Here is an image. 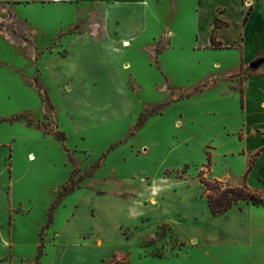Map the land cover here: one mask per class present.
<instances>
[{"label":"rangeland","instance_id":"1","mask_svg":"<svg viewBox=\"0 0 264 264\" xmlns=\"http://www.w3.org/2000/svg\"><path fill=\"white\" fill-rule=\"evenodd\" d=\"M227 1L119 0L103 20L88 13L95 12L88 0H0L7 10L0 21V140L10 142L16 160L9 173L12 247L5 254L0 246V264H264V207L207 214L197 180L211 163L212 177L229 172L241 182L247 163L227 154L239 148L231 133L241 101L232 87L255 69L240 70L241 37L238 45L224 43L242 23L215 28L216 19L225 21L218 5ZM214 30L224 48H213ZM116 32L129 44L102 48ZM94 165L85 182L93 179L110 196L98 207L117 210L125 237L100 243L86 234L79 246L70 238L73 225L65 231L76 204L83 207L76 227L84 229H105L109 212L83 203L84 188L54 205L72 170L79 177ZM160 175L174 180L158 187L153 204L138 181L160 185ZM109 178L117 180L108 185ZM165 218L177 219L178 228L157 222Z\"/></svg>","mask_w":264,"mask_h":264},{"label":"crops","instance_id":"2","mask_svg":"<svg viewBox=\"0 0 264 264\" xmlns=\"http://www.w3.org/2000/svg\"><path fill=\"white\" fill-rule=\"evenodd\" d=\"M88 1L90 2V5H94L92 6V8H94L95 10V12H92L93 10L88 9V13H91L92 15L95 13L94 17L100 15L103 20L109 19L108 16L112 12L111 10H114V6H116L119 2V0ZM133 1L136 2V0ZM251 5H253V10L249 15L247 22L243 24L245 16L244 11ZM217 9L220 10L218 16L221 19L229 22L230 27H232L235 22L242 23L241 27L238 29V36H232L231 42L224 41L225 45H238L237 41L241 37L243 50L240 70L248 68V66H250V63L257 59H264V0H249L246 2H243V0H228L227 2H221L220 5H218ZM6 14V8L0 6V21H7V17H5L7 16ZM233 18H235V20H233ZM9 20H11V18ZM85 21L87 24H89L91 22H95L96 19H91L89 21L88 17H86ZM221 32L219 36L220 39L223 38ZM115 34L118 36V32H116ZM117 36L111 39L107 38L102 48L106 50H119L120 47L117 46V44L120 39H122L123 42H129L128 38H121V36ZM251 71V75H249L243 83H239L238 85H234L232 87V92L235 93L233 96H239L238 98L241 101V111L239 112L241 121L238 124L236 130L231 133L234 138L236 137L239 140V148L236 152L231 151V154H227L232 156H234L235 154H239L240 156L246 157L247 163L244 172L242 173V181L237 183L232 182V179L229 176V172H226V174H224L223 176H218L219 178H216L227 182L232 186H242L246 183L252 189L258 190L264 197V60L257 69ZM227 132L228 134H230L229 130H227ZM11 147L12 145H10V142L8 140H0V246H3L6 250L5 254H7L12 247L11 237L13 236L14 223L9 218V212L12 209V206H14V181H12V178L9 177V173L12 171L11 169H13V165H15L16 163V160H14L12 156L13 150ZM92 177L93 175L85 178L82 182L86 184L84 186L78 187L76 190L84 188L85 191L83 195V203L88 202L90 204V208H92V206H94L95 209L98 208L100 214H103L105 211L104 209H106V211L109 212L108 214L110 215V218H108L107 227H105V229L102 226H97L95 228L91 227L89 229L76 227V220L78 219V215L83 211L81 210L83 209V207L80 208V204H76L71 214L69 213L70 216L68 215L69 217L65 225V231L68 232L72 230L71 227L73 225V231H70V238L76 241L75 243L77 245L79 244V246L83 245V243H79V240L86 234L89 235V237H87L86 239L93 238L95 236L98 238V242L100 243L102 242L104 237L112 238V236L110 235H114L115 237H118L120 239H124L125 237L123 232L124 224L121 225L116 221L117 210L113 206L112 208H110L109 206H107V208L98 207V200L108 198L110 196L104 195V191L101 190V188L94 187L93 185L95 182L93 179L85 182L87 179ZM149 179L150 177H147L144 180L145 182L142 183V179L138 181L136 177L132 178V180H137L138 184L140 186H143L145 191H149L148 193L150 195L148 197V200L149 202H152L154 204L157 201L155 198V192L158 191V187L165 186L171 183L174 178L160 175V177H158V180H160L161 182L160 185L151 182ZM116 180L109 178L107 183L108 185H111L112 183H115ZM124 180L131 182L130 179ZM197 180L201 186V195L204 201L205 210L207 209V214H209L211 210L209 208L207 195L204 192V185L200 181L199 177ZM118 196H120V194ZM80 197H82V195ZM136 205L141 206V201L136 200L135 203H133V207L135 208ZM253 207L261 206H256L247 201H240L238 204L234 205L227 211L219 214H213L211 212L210 214L216 216L227 214L234 209L241 211V209L243 208L247 211H250ZM95 209L92 211H95ZM176 221L177 219L173 221L165 218L160 219L157 222H170L178 228V223ZM149 223L151 224L150 218H146V226H148Z\"/></svg>","mask_w":264,"mask_h":264},{"label":"trees","instance_id":"3","mask_svg":"<svg viewBox=\"0 0 264 264\" xmlns=\"http://www.w3.org/2000/svg\"><path fill=\"white\" fill-rule=\"evenodd\" d=\"M253 10V5L249 7V9L246 11L243 23L245 24L248 20L249 15L251 14ZM221 26H229V23L227 21H221L219 19H216L215 21V28L221 27ZM14 34V31H13ZM211 44L213 48H224L225 46L223 43L216 39L215 30L213 31L211 35ZM47 101V107H50V101L48 98H46ZM25 115H19L15 118H24ZM29 123L31 120H28ZM144 119L139 118V121L136 125V127H142L144 125ZM55 135L57 138H59L61 141H64L66 139V135L62 131H56ZM69 159L71 162L76 164V159L71 156V153H68ZM210 166L211 163L208 165H205L204 168L199 173L200 181L203 183L205 188V194L207 195V200L209 204V208L213 214H219L224 211L229 210L234 205L238 204L240 201H247L249 203H252L256 206H264V197L262 194L256 190L249 187L246 183L242 186H232L227 182H224L222 180H219L216 177L210 176ZM97 165L91 166L89 171H87L85 174H80L79 177H76L78 174V169L72 170L70 177L66 184L63 185L62 190L57 195V200L54 205V208L57 207L60 200L74 192L78 187L81 186V182L87 178L92 176L94 173L95 168ZM210 177H207V176ZM53 220V216L49 218V222L51 223ZM39 254H42V248H40ZM38 264V263H35Z\"/></svg>","mask_w":264,"mask_h":264},{"label":"water","instance_id":"4","mask_svg":"<svg viewBox=\"0 0 264 264\" xmlns=\"http://www.w3.org/2000/svg\"><path fill=\"white\" fill-rule=\"evenodd\" d=\"M263 58L261 59H257L253 62L250 63V67L253 68V69H257L262 63H263Z\"/></svg>","mask_w":264,"mask_h":264},{"label":"bare ground","instance_id":"5","mask_svg":"<svg viewBox=\"0 0 264 264\" xmlns=\"http://www.w3.org/2000/svg\"><path fill=\"white\" fill-rule=\"evenodd\" d=\"M128 44H129V42H128V41H125V42H124V45H128Z\"/></svg>","mask_w":264,"mask_h":264}]
</instances>
